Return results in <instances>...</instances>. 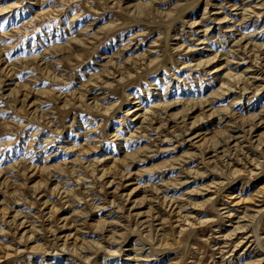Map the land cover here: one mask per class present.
<instances>
[{
	"label": "rangeland",
	"instance_id": "1",
	"mask_svg": "<svg viewBox=\"0 0 264 264\" xmlns=\"http://www.w3.org/2000/svg\"><path fill=\"white\" fill-rule=\"evenodd\" d=\"M0 264H264V0H0Z\"/></svg>",
	"mask_w": 264,
	"mask_h": 264
}]
</instances>
